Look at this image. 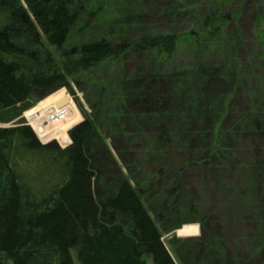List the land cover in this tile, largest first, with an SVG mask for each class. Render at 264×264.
I'll return each instance as SVG.
<instances>
[{
	"label": "trees",
	"instance_id": "trees-1",
	"mask_svg": "<svg viewBox=\"0 0 264 264\" xmlns=\"http://www.w3.org/2000/svg\"><path fill=\"white\" fill-rule=\"evenodd\" d=\"M232 3L0 0V264H147L148 256L153 264H177L159 226L172 230L191 221L204 229L208 226L201 216L193 218L198 212L192 203L182 201L174 179L160 183L159 175L165 171L157 166L166 160L163 126L142 152L141 168L151 177L133 186L131 169L128 175L119 169L120 183L103 194L95 187L102 173L90 151L98 132L89 113L79 105L83 119L68 130L71 141L64 147L55 140L40 142L23 114L36 104L35 96L74 82L80 86L85 74L90 72L91 77L106 61L117 60L122 66L126 59L142 55V61L129 67L137 88L141 80L152 85L154 68L162 65L160 61L169 64L182 47L201 54L219 49L228 54L241 36L236 31L227 36L231 26L238 28L239 13ZM201 4L209 9L202 12ZM152 7L164 13L165 26L146 23ZM260 7L254 34L264 54V0ZM178 19L187 25L174 29ZM138 30L143 31L141 35H134ZM204 64H190L189 72L218 73L217 58ZM207 80L200 81L201 101L209 108L213 99L205 88ZM104 85L101 82V92L106 90ZM122 103L125 107L124 99ZM195 242L219 247L225 264H230L222 237L198 236Z\"/></svg>",
	"mask_w": 264,
	"mask_h": 264
},
{
	"label": "rangeland",
	"instance_id": "rangeland-1",
	"mask_svg": "<svg viewBox=\"0 0 264 264\" xmlns=\"http://www.w3.org/2000/svg\"><path fill=\"white\" fill-rule=\"evenodd\" d=\"M260 1L234 0L231 4L239 13L238 28L231 26L227 36L233 31L241 36L228 54L220 49L201 54L182 47L169 64L160 61L162 65L154 68L152 85L141 80L143 84L137 88L136 77L130 74L129 67L142 55L126 59L122 66L117 60L108 63L105 60L91 77L90 72L85 74L87 78L82 77L85 81L80 86L74 82L70 87L60 86L45 95H37L36 104L30 108L61 90L78 115V120L66 130L68 143V130L83 119L81 108L89 113L98 132L90 142V151L102 173L95 187L103 194L120 183L119 169L125 175L131 169L133 186L151 177L152 173L148 175L141 168L142 152L151 143L150 138L161 133L162 126L165 128L166 160L164 165L157 166L165 171L159 175L160 183L174 179L181 188L182 201L192 203L198 212L193 218L201 216L208 226L204 229L197 221L172 230L159 226L162 240L177 264H225L219 247L198 246L195 242L198 236L222 237L225 240L222 250L230 252V264H264V54L254 34L261 12ZM200 7L202 12L209 9L203 4ZM157 9L150 10L153 12L146 22L149 26L166 25L165 17H161L164 13ZM176 23L174 29L187 25V21L179 22V19ZM142 32L138 30L134 35ZM215 58L219 62L218 73L204 76L193 73V69L189 72L190 64L198 67ZM202 67L208 71L205 64ZM168 68L171 71L165 73ZM204 79H208L205 88L213 99L209 108L201 101L204 94L200 81ZM176 81L179 88L174 86ZM101 82L105 83L104 92ZM139 100L146 102L144 107V102ZM191 113L193 118L185 116ZM23 115L40 142L55 140L61 147L67 144L54 136L41 138L26 112ZM191 157V163L184 165ZM104 178L109 180L104 183ZM184 224H196L197 233L177 234ZM147 264H153L150 256Z\"/></svg>",
	"mask_w": 264,
	"mask_h": 264
},
{
	"label": "bare ground",
	"instance_id": "bare-ground-1",
	"mask_svg": "<svg viewBox=\"0 0 264 264\" xmlns=\"http://www.w3.org/2000/svg\"><path fill=\"white\" fill-rule=\"evenodd\" d=\"M63 98H65V95L59 90L39 102L33 109L29 108L25 112L35 130L42 136L41 138L54 136L68 144L69 138L66 130L76 121L78 115L75 113L74 106ZM65 102H68V104L66 105ZM197 230L196 224H184L177 230V234H195Z\"/></svg>",
	"mask_w": 264,
	"mask_h": 264
},
{
	"label": "water",
	"instance_id": "water-1",
	"mask_svg": "<svg viewBox=\"0 0 264 264\" xmlns=\"http://www.w3.org/2000/svg\"><path fill=\"white\" fill-rule=\"evenodd\" d=\"M64 99H66V98H64ZM62 101H64V100H62ZM67 101V100H66ZM66 103V102H65ZM50 141V140H49ZM46 142H48V141H46ZM46 142H44V143H46Z\"/></svg>",
	"mask_w": 264,
	"mask_h": 264
}]
</instances>
